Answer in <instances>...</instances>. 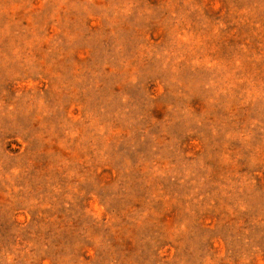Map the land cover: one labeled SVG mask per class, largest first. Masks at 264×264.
I'll use <instances>...</instances> for the list:
<instances>
[{
	"label": "rangeland",
	"instance_id": "rangeland-1",
	"mask_svg": "<svg viewBox=\"0 0 264 264\" xmlns=\"http://www.w3.org/2000/svg\"><path fill=\"white\" fill-rule=\"evenodd\" d=\"M0 264H264V0H0Z\"/></svg>",
	"mask_w": 264,
	"mask_h": 264
}]
</instances>
